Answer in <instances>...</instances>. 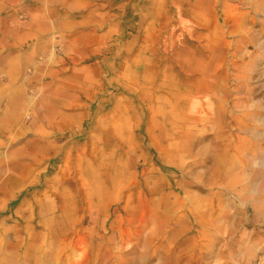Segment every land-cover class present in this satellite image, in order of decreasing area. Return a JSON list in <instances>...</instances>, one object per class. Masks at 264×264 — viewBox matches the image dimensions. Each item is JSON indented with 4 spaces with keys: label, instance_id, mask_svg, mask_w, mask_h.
I'll list each match as a JSON object with an SVG mask.
<instances>
[{
    "label": "rangeland",
    "instance_id": "374dc122",
    "mask_svg": "<svg viewBox=\"0 0 264 264\" xmlns=\"http://www.w3.org/2000/svg\"><path fill=\"white\" fill-rule=\"evenodd\" d=\"M0 264H264V0H0Z\"/></svg>",
    "mask_w": 264,
    "mask_h": 264
},
{
    "label": "bare ground",
    "instance_id": "6f19581e",
    "mask_svg": "<svg viewBox=\"0 0 264 264\" xmlns=\"http://www.w3.org/2000/svg\"><path fill=\"white\" fill-rule=\"evenodd\" d=\"M105 100L101 101V104L104 102ZM94 103H91V106L93 105ZM101 112V106L99 105L98 109H97V114Z\"/></svg>",
    "mask_w": 264,
    "mask_h": 264
}]
</instances>
